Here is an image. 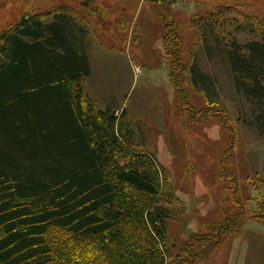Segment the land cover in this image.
I'll list each match as a JSON object with an SVG mask.
<instances>
[{"label": "trees", "instance_id": "16d2710c", "mask_svg": "<svg viewBox=\"0 0 264 264\" xmlns=\"http://www.w3.org/2000/svg\"><path fill=\"white\" fill-rule=\"evenodd\" d=\"M168 17L170 82L182 109L205 120L183 86L188 73L204 76L184 64L183 41ZM77 28L72 11L58 7L27 13L0 35V264L207 263L246 224L244 205L235 199L236 211L214 232L192 234L174 252L169 222L180 198L133 114L124 108L118 116L88 95L91 70ZM261 36L232 42L227 60L251 125L264 136ZM219 115L220 124L230 121ZM259 204L260 222L264 199Z\"/></svg>", "mask_w": 264, "mask_h": 264}, {"label": "rangeland", "instance_id": "374dc122", "mask_svg": "<svg viewBox=\"0 0 264 264\" xmlns=\"http://www.w3.org/2000/svg\"><path fill=\"white\" fill-rule=\"evenodd\" d=\"M58 7L81 25L76 36L90 64L88 95L118 116L124 108L133 114L180 198L169 222L174 252L192 234L214 232L236 211V199L248 220L205 264H264V220L255 217L264 199V136L251 125L227 60L232 42L261 40L264 28L256 24L264 26V0H0V35L27 13ZM165 16L179 30L184 64L204 76L188 73L183 86L205 120L182 109L170 82ZM224 113L230 121L220 124L213 115Z\"/></svg>", "mask_w": 264, "mask_h": 264}, {"label": "crops", "instance_id": "0c3cea01", "mask_svg": "<svg viewBox=\"0 0 264 264\" xmlns=\"http://www.w3.org/2000/svg\"><path fill=\"white\" fill-rule=\"evenodd\" d=\"M260 195V194H259ZM264 197V196H263Z\"/></svg>", "mask_w": 264, "mask_h": 264}]
</instances>
